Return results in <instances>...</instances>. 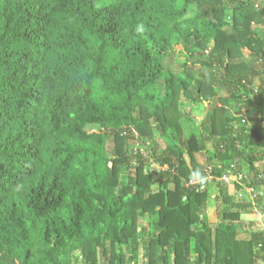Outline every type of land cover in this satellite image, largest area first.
I'll return each mask as SVG.
<instances>
[{
	"label": "trees",
	"instance_id": "1",
	"mask_svg": "<svg viewBox=\"0 0 264 264\" xmlns=\"http://www.w3.org/2000/svg\"><path fill=\"white\" fill-rule=\"evenodd\" d=\"M259 2L0 0V264H256L259 251L264 261L262 231L237 238L226 186L214 198L185 187L204 178L196 156L211 142L225 161L214 175L231 163L238 175L244 158L264 205ZM206 103L201 121L184 110ZM238 103L252 126H234Z\"/></svg>",
	"mask_w": 264,
	"mask_h": 264
},
{
	"label": "rangeland",
	"instance_id": "2",
	"mask_svg": "<svg viewBox=\"0 0 264 264\" xmlns=\"http://www.w3.org/2000/svg\"><path fill=\"white\" fill-rule=\"evenodd\" d=\"M260 6H264L263 2L262 3H258L257 7H260ZM203 7L201 6H195L194 10H200L202 9ZM226 18L227 20L229 18H231V8L229 7L228 10L226 11ZM260 33L263 35V38H264V28L262 27H259L258 28ZM245 54H248L247 52H245ZM247 57V60L250 61L251 60V57H249V54L246 56ZM184 61L183 57H178V56H175L173 58V60L167 65L168 68L173 71V72H177L180 70V65L182 64V62ZM227 61V60H226ZM238 62H241V60H239ZM196 69H203L204 68L200 65V64H197L195 66ZM202 70V71H203ZM201 71V70H200ZM218 71V70H217ZM198 72V71H197ZM219 78L221 76H218ZM253 88L254 89H257V88H260V89H264V81L262 80L261 76H257L256 79L254 80V83H253ZM223 96V92L220 93V97ZM235 105V104H233ZM207 106L208 104L206 103L205 105L203 106H192V105H186L184 106V110L185 112H191V116L195 119V120H200L201 121V118L202 116L205 114L206 112V109H207ZM232 106V105H231ZM248 107L244 106L242 103H238L235 107V109H230V112L231 114H233L234 118L236 119L235 122H234V126H238V125H241V126H247V127H250L252 126V124L249 122H247L246 118L243 117V114L245 113L246 109ZM240 112V115L236 116L234 115L235 113L237 112ZM239 119H241L239 121ZM263 126H264V122H263ZM184 127H185V136L188 137L189 135L193 134L192 132H194L195 135H197L196 133V129L193 128L192 126H189L187 123H184ZM88 130H98V127L96 126H92V127H88L87 128ZM155 140H157V142L160 143V149L161 150H164V148L166 146H169L171 145L170 141L167 139V138H160L159 135H156L155 136ZM132 146L135 147L134 145V141L131 142ZM107 154L110 156L111 155V148L110 146L108 145L107 146ZM160 150V152H161ZM214 148L211 144V142H206L205 143V149L203 150V152L201 154H198L196 156V162L200 165V167L203 169V171H206L209 175H212V174H215V170H220L224 167V162L222 161H218L216 158H214ZM234 166L233 163L230 164V168ZM240 166H241V174L245 175L247 177V180L249 181V178L250 177V173L248 172V168H247V161L242 158L241 159V162H240ZM264 166V159H262L261 161L257 162L255 164V167L260 170L262 169V167ZM229 168V169H230ZM165 168L161 169L158 167V165L154 164V163H150L149 166L147 167V171L149 172H160L162 170H164ZM223 170V169H222ZM122 180L125 181V178L122 177ZM232 184V183H230ZM226 187H230V186H227L229 184H226V183H222V182H218V181H213L212 184H210L209 186V190H208V194L210 197L214 196L217 191H218V188L219 186H225ZM212 199L208 200V209H212V207L214 206L212 204ZM241 221L242 220H246L247 222L250 221V222H253V224H257L258 222V218L254 215H252V213L250 212V214L248 216H244L242 215L241 216ZM244 222V221H242ZM241 223V222H240ZM148 220H142L139 224V227H138V232H140V230H142L143 228H148ZM144 264H146L144 262Z\"/></svg>",
	"mask_w": 264,
	"mask_h": 264
},
{
	"label": "crops",
	"instance_id": "3",
	"mask_svg": "<svg viewBox=\"0 0 264 264\" xmlns=\"http://www.w3.org/2000/svg\"><path fill=\"white\" fill-rule=\"evenodd\" d=\"M263 168V167H262ZM257 169V168H256ZM258 170V169H257ZM261 170V169H260ZM259 170V171H260ZM251 178H249V181L246 177V185L250 183V181H253V176L250 175ZM210 186V185H209ZM248 186V185H247ZM228 191L232 194L234 197V201L236 205L238 206V210L241 213V216H248L250 212L252 215L256 216L258 218L257 224H253V222L246 221L245 219L242 220L240 223V229L238 234V239L242 240H249L251 235L255 232L262 231L264 235V205L257 203V198L252 199L248 193H245L243 190L240 189V187L237 189L235 186L227 187ZM254 188V187H252ZM255 190V189H254ZM257 191V190H255ZM242 193V197L239 198V194ZM214 198V196H212ZM212 204L214 205L212 209H208V212L211 214V211H214L215 208V201H212ZM244 208H242V207ZM240 216V218H241ZM213 222H215L214 218L212 219ZM257 251V249H256ZM259 259L257 260L256 264H264V261L262 260L263 253L259 251Z\"/></svg>",
	"mask_w": 264,
	"mask_h": 264
},
{
	"label": "built area",
	"instance_id": "4",
	"mask_svg": "<svg viewBox=\"0 0 264 264\" xmlns=\"http://www.w3.org/2000/svg\"><path fill=\"white\" fill-rule=\"evenodd\" d=\"M232 169H234L233 166L229 170H226L225 172H223L222 175L219 177H216L214 174L209 175L205 171L204 178L198 179L197 177H194L193 179L185 182V187L186 188H196V190L198 191H204L210 184H212L213 181H218V182L229 184L227 186H230V185L238 186L245 193H248L252 199H255L256 191L254 190V188L246 185L245 183L246 176L241 173H239L238 175H234L233 174L234 171ZM238 196L239 198H241L242 193H240Z\"/></svg>",
	"mask_w": 264,
	"mask_h": 264
},
{
	"label": "clouds",
	"instance_id": "5",
	"mask_svg": "<svg viewBox=\"0 0 264 264\" xmlns=\"http://www.w3.org/2000/svg\"><path fill=\"white\" fill-rule=\"evenodd\" d=\"M137 32H143L144 31V25L140 24L137 28H136Z\"/></svg>",
	"mask_w": 264,
	"mask_h": 264
}]
</instances>
